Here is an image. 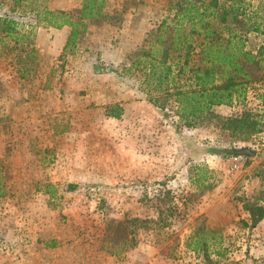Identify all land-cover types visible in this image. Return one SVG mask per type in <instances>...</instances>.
<instances>
[{"label":"rangeland","instance_id":"rangeland-1","mask_svg":"<svg viewBox=\"0 0 264 264\" xmlns=\"http://www.w3.org/2000/svg\"><path fill=\"white\" fill-rule=\"evenodd\" d=\"M80 2L47 6L72 11ZM166 5L110 0L107 18L89 23L66 52L67 26L24 23L29 37L15 43L0 32L6 42L0 44V264H204L202 253L185 245L202 221L223 237L220 264H264V218L254 228L241 223L243 202L254 201L259 190L264 195V180L255 175L264 168V133L237 142L213 121L177 128L174 105L153 106L138 89L140 78L95 66L116 62L121 71ZM27 8L10 11L0 2V14L19 21L32 18ZM114 103L123 108L119 118L105 114ZM243 108L217 105L214 112L237 115ZM212 147L255 153L246 159L212 154ZM196 165L210 186L202 191L192 182ZM70 183L76 188L68 190ZM161 187L178 205L170 224L140 230L119 255L105 252V238L116 236L124 216L155 217L159 203L141 198Z\"/></svg>","mask_w":264,"mask_h":264},{"label":"trees","instance_id":"trees-1","mask_svg":"<svg viewBox=\"0 0 264 264\" xmlns=\"http://www.w3.org/2000/svg\"><path fill=\"white\" fill-rule=\"evenodd\" d=\"M48 1L6 0L10 11L28 6L26 10L32 13V18L19 21L0 14V32L15 43L29 37L21 31L24 23L57 29L67 26L69 33L63 46L66 52L75 46L89 23L107 18L106 6L110 4V0H81L80 6L70 11L51 9ZM166 9L156 27L127 56L128 64H120L121 71L111 62L95 66H104L101 71L118 76L128 74L140 78L138 89L153 106L164 111L169 102L174 105L177 128H197L213 121L229 140L237 142L264 133V0H167ZM2 39L0 36L1 45L6 43ZM33 51L31 47L30 52ZM28 56V53L24 58L19 55L18 61L24 62ZM249 97L254 106L249 105ZM234 104L244 106L237 115L214 112V106ZM105 111L108 117L119 118L123 108L114 103L107 105ZM228 150L212 147L208 152L230 154ZM233 156L248 159L246 155ZM193 169L192 182L201 191L203 187L209 188L205 184L206 171L197 165ZM255 175L264 180V168L258 169ZM75 188V184L67 186L68 190ZM261 193L259 190L255 194L254 201L243 202L247 218L241 220L242 226L254 228L264 218ZM141 200L145 204L154 200L159 203L151 204L155 217L124 216L115 224L116 236L105 238V252L119 255L135 244L140 230L159 231L168 226L178 209L169 188H158L152 196L145 192ZM222 243L220 230L209 228L202 221L191 230L185 245L201 252L204 264H220L225 255ZM49 245L56 244L51 240Z\"/></svg>","mask_w":264,"mask_h":264},{"label":"water","instance_id":"water-1","mask_svg":"<svg viewBox=\"0 0 264 264\" xmlns=\"http://www.w3.org/2000/svg\"><path fill=\"white\" fill-rule=\"evenodd\" d=\"M228 153L233 154V155H246L250 157L254 155L255 151L247 147H243V148H235V149L228 150Z\"/></svg>","mask_w":264,"mask_h":264},{"label":"crops","instance_id":"crops-1","mask_svg":"<svg viewBox=\"0 0 264 264\" xmlns=\"http://www.w3.org/2000/svg\"><path fill=\"white\" fill-rule=\"evenodd\" d=\"M57 9H62V8H57ZM63 10V9H62ZM56 30H61V29H57V28H55ZM62 29H66V27L65 28H62ZM145 31H147L146 30V28H145ZM68 32H69V30H68ZM66 38H67V35H66ZM142 39V38H141ZM65 41H66V39H65ZM65 44V43H64ZM64 46V45H63ZM118 62V61H117ZM112 63H116V62H112Z\"/></svg>","mask_w":264,"mask_h":264}]
</instances>
